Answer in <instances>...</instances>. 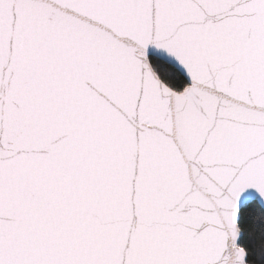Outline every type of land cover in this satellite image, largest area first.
<instances>
[{"label": "snow or ice", "instance_id": "1", "mask_svg": "<svg viewBox=\"0 0 264 264\" xmlns=\"http://www.w3.org/2000/svg\"><path fill=\"white\" fill-rule=\"evenodd\" d=\"M0 264H264V0H0Z\"/></svg>", "mask_w": 264, "mask_h": 264}]
</instances>
